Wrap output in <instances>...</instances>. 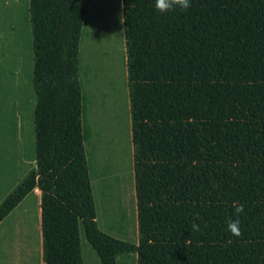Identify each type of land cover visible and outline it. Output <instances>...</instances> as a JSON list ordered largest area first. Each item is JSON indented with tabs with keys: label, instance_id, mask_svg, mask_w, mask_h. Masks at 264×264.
Returning a JSON list of instances; mask_svg holds the SVG:
<instances>
[{
	"label": "trees",
	"instance_id": "obj_1",
	"mask_svg": "<svg viewBox=\"0 0 264 264\" xmlns=\"http://www.w3.org/2000/svg\"><path fill=\"white\" fill-rule=\"evenodd\" d=\"M90 3L30 0L37 169L0 205V224L39 188L44 264H84L81 226L102 264H264V0L168 13L123 0L138 244L97 221L80 80ZM234 202L240 238L226 228Z\"/></svg>",
	"mask_w": 264,
	"mask_h": 264
},
{
	"label": "rangeland",
	"instance_id": "obj_2",
	"mask_svg": "<svg viewBox=\"0 0 264 264\" xmlns=\"http://www.w3.org/2000/svg\"><path fill=\"white\" fill-rule=\"evenodd\" d=\"M122 5L123 0H91L87 4L89 21L87 25L84 22L80 61L85 93L95 95L91 114L94 137L104 134L120 138L119 143H101L97 152L99 171L106 176L101 184L95 182L93 185L97 221L108 235L138 244L131 131L128 123L125 129L123 117L115 122L111 113L119 105L115 102L120 99L119 85L125 69ZM34 66L30 1L0 0V202L37 169L35 106L38 97L34 87ZM112 79L117 88L107 97L105 89H109ZM26 223L24 218L20 219L11 235L14 236L18 228L23 233L27 231ZM20 240L23 252L26 237ZM81 244L84 264H102L88 242L83 226ZM118 264H138V255L122 256Z\"/></svg>",
	"mask_w": 264,
	"mask_h": 264
},
{
	"label": "crops",
	"instance_id": "obj_3",
	"mask_svg": "<svg viewBox=\"0 0 264 264\" xmlns=\"http://www.w3.org/2000/svg\"><path fill=\"white\" fill-rule=\"evenodd\" d=\"M80 80L82 84L81 61H80ZM108 88L109 89H105L108 91L107 97H109L111 91H114V88H117L116 82H114L113 79L112 81L111 80L109 81ZM119 88H120V99L118 98V101L115 102L116 105H118L119 102V105L118 107L116 106L115 111L111 112L113 116L112 118L115 120V122H119V119L123 117L125 129H126V124L128 123L129 130L131 131V144L134 155L130 92L128 87L127 54L125 56V69L120 79ZM82 89H83V133H84V143H85L89 169H90V176L93 185L95 184V182L101 184L106 178V176L104 172L101 173L99 171L98 156H97L99 145L104 142L119 143L120 138L112 137V135H104V134H99L98 136L94 137L93 128L91 124V114L94 111L93 100L95 99V95L91 93L86 94L83 84H82ZM111 100L112 97L109 99V101L111 102ZM104 117L106 118L107 115H104ZM134 173H135V159H134ZM5 199L2 202H0V205L5 201ZM41 204H42V191L39 188H36L0 224V264H44ZM23 218L25 219L26 222H28L26 223L28 230L23 233L18 228L16 229L14 236H12L11 234L12 231L14 230L13 228H15V226H19V224L17 223L19 222L20 219ZM137 220H138V208H137ZM18 231L20 233L18 234L17 237L16 235ZM23 236L26 237V242L24 245V250L22 252L20 248L21 247L20 239H22Z\"/></svg>",
	"mask_w": 264,
	"mask_h": 264
},
{
	"label": "clouds",
	"instance_id": "obj_4",
	"mask_svg": "<svg viewBox=\"0 0 264 264\" xmlns=\"http://www.w3.org/2000/svg\"><path fill=\"white\" fill-rule=\"evenodd\" d=\"M155 8L160 13H168L174 11L177 8L187 11L191 7V0H154ZM123 6V5H122ZM235 219H229L226 223L227 231H229L234 237L240 238L243 233L240 228V215L245 212V206L239 202L233 203ZM192 230L194 232L201 231L200 226L196 223L192 224Z\"/></svg>",
	"mask_w": 264,
	"mask_h": 264
}]
</instances>
